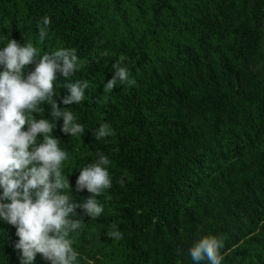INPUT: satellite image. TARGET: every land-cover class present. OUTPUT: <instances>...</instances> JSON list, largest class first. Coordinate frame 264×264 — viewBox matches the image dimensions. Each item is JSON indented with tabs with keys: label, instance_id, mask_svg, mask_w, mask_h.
Segmentation results:
<instances>
[{
	"label": "trees",
	"instance_id": "trees-1",
	"mask_svg": "<svg viewBox=\"0 0 264 264\" xmlns=\"http://www.w3.org/2000/svg\"><path fill=\"white\" fill-rule=\"evenodd\" d=\"M43 15L50 33L37 44ZM0 37L31 39L41 54L74 48L81 62L67 80L57 74L54 99L84 134L61 133L58 119L53 136L71 157L64 171L73 199L91 195L72 186L97 149L112 176L97 197L103 213L82 217L74 246L84 257L192 264V240L214 234L224 238L221 264H264V0H0ZM121 55L136 83L104 90ZM79 79L89 85L85 99L60 104L62 84ZM48 112L42 105L37 118ZM101 122L113 131L98 142L91 131ZM110 223L122 239L104 235ZM14 233L0 223V264H19ZM34 264L48 262L36 254Z\"/></svg>",
	"mask_w": 264,
	"mask_h": 264
},
{
	"label": "clouds",
	"instance_id": "clouds-1",
	"mask_svg": "<svg viewBox=\"0 0 264 264\" xmlns=\"http://www.w3.org/2000/svg\"><path fill=\"white\" fill-rule=\"evenodd\" d=\"M50 25L48 15L36 21L37 44L49 37ZM2 41L0 37V223L15 228L18 239L11 246L18 250L19 264H34L36 254L48 264H94L74 245L85 226L82 217L95 219L104 211L97 197L112 187L111 161L97 149L95 158L79 168L72 186L77 193L86 190L91 195L81 201L73 199L64 171L71 157L53 136L58 119L61 133L79 140L84 134V124L54 99L57 74L67 80L81 69V62L74 48L57 47L41 54L31 39L23 44L11 38ZM126 60L121 55L111 64L112 75L103 83L104 90L112 91L118 84L135 85ZM29 64L34 66L26 72ZM88 86L83 79L63 83L65 94L59 103L80 104ZM42 105L49 106L50 119L37 118ZM112 131L111 125L101 122L91 134L99 142ZM76 209L82 210L80 215ZM104 235L116 241L123 237L115 223L108 225ZM223 248V236L197 235L187 256L192 264H221Z\"/></svg>",
	"mask_w": 264,
	"mask_h": 264
}]
</instances>
